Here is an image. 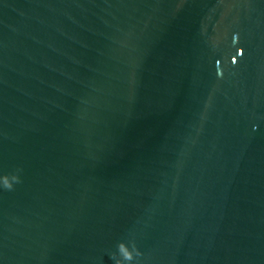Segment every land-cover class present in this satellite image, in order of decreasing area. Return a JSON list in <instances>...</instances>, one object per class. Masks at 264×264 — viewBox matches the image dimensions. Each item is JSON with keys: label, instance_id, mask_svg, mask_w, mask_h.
<instances>
[{"label": "water", "instance_id": "1", "mask_svg": "<svg viewBox=\"0 0 264 264\" xmlns=\"http://www.w3.org/2000/svg\"><path fill=\"white\" fill-rule=\"evenodd\" d=\"M17 169L0 264H264V0H0Z\"/></svg>", "mask_w": 264, "mask_h": 264}, {"label": "clouds", "instance_id": "2", "mask_svg": "<svg viewBox=\"0 0 264 264\" xmlns=\"http://www.w3.org/2000/svg\"><path fill=\"white\" fill-rule=\"evenodd\" d=\"M238 54L243 55V51L240 50ZM236 62L237 61L234 57L232 63L235 64ZM19 171L20 169H17L15 173L0 175V187L5 190H12L15 184L21 182L18 174ZM131 247L135 250V256H133L132 251L129 250V246L126 245L125 242H119L116 252L111 254L114 264H133L134 261H137L142 253L138 249L134 240L131 242Z\"/></svg>", "mask_w": 264, "mask_h": 264}]
</instances>
